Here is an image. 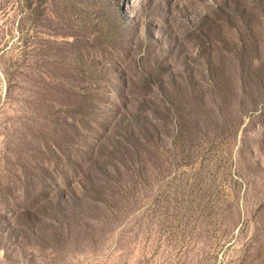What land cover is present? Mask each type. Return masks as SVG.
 <instances>
[{
	"label": "rangeland",
	"instance_id": "rangeland-1",
	"mask_svg": "<svg viewBox=\"0 0 264 264\" xmlns=\"http://www.w3.org/2000/svg\"><path fill=\"white\" fill-rule=\"evenodd\" d=\"M0 264H264V0H0Z\"/></svg>",
	"mask_w": 264,
	"mask_h": 264
},
{
	"label": "trees",
	"instance_id": "trees-1",
	"mask_svg": "<svg viewBox=\"0 0 264 264\" xmlns=\"http://www.w3.org/2000/svg\"><path fill=\"white\" fill-rule=\"evenodd\" d=\"M133 131H135V128H132V129H131V128H129V130H128V133H129V134H132V133H133Z\"/></svg>",
	"mask_w": 264,
	"mask_h": 264
}]
</instances>
